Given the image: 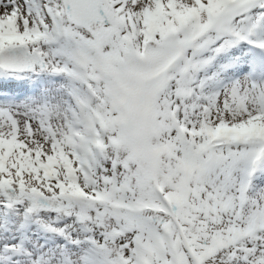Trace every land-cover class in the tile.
<instances>
[{"label": "snow or ice", "instance_id": "snow-or-ice-1", "mask_svg": "<svg viewBox=\"0 0 264 264\" xmlns=\"http://www.w3.org/2000/svg\"><path fill=\"white\" fill-rule=\"evenodd\" d=\"M0 264H264V0H0Z\"/></svg>", "mask_w": 264, "mask_h": 264}]
</instances>
